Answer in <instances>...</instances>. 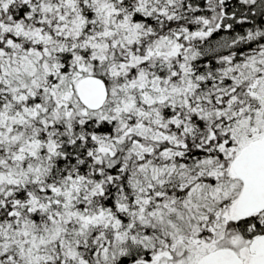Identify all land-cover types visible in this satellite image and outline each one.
Returning <instances> with one entry per match:
<instances>
[{"label": "snow or ice", "instance_id": "6c2138e0", "mask_svg": "<svg viewBox=\"0 0 264 264\" xmlns=\"http://www.w3.org/2000/svg\"><path fill=\"white\" fill-rule=\"evenodd\" d=\"M0 264H264V0H0Z\"/></svg>", "mask_w": 264, "mask_h": 264}]
</instances>
